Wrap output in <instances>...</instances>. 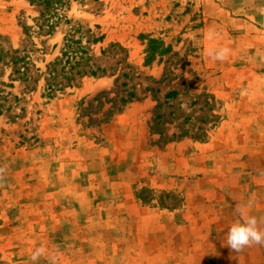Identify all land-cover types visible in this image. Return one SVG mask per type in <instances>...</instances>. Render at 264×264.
<instances>
[{
	"label": "rangeland",
	"instance_id": "374dc122",
	"mask_svg": "<svg viewBox=\"0 0 264 264\" xmlns=\"http://www.w3.org/2000/svg\"><path fill=\"white\" fill-rule=\"evenodd\" d=\"M74 1L91 21L0 0V264H264L226 246L238 206L264 221V3ZM52 32L65 82L36 94Z\"/></svg>",
	"mask_w": 264,
	"mask_h": 264
},
{
	"label": "crops",
	"instance_id": "0c3cea01",
	"mask_svg": "<svg viewBox=\"0 0 264 264\" xmlns=\"http://www.w3.org/2000/svg\"><path fill=\"white\" fill-rule=\"evenodd\" d=\"M259 3L260 4L264 3V0H259ZM66 13H67L66 15L67 19H71L73 22H84V19L91 21L89 18L93 16L90 9H86L82 3H80L79 1H74V0H70V2L68 3V8L66 9ZM100 22L101 23L105 22V19H103V16L100 17ZM58 35H59L58 33L52 32V35H46L45 37H43L49 40L48 43L46 42L44 43V50L41 49L40 55H39V57H41L42 56L41 53L44 52L43 57H45V61L40 60V64H29L28 65L29 70H31L32 72H35L36 75H37V72L44 73L39 78L38 76H36L35 80H37V82H35L34 79H30V82H33V84L37 86L36 94L43 92L45 88L49 86V83L51 84L53 82H59V81L65 82L61 77L53 78L55 74L53 73L52 67L54 66L53 64H49V63H54L55 61H57L59 57L63 58V51H64L63 38L64 37L62 38V40H59V38H57ZM61 35L64 36L63 34ZM63 64L65 63L63 62ZM61 67L62 66H60V68ZM21 69L23 71L25 70L23 68ZM39 69L40 71H38ZM76 78L78 79V76H76ZM80 80L82 81V79ZM87 80H88L87 83H84L83 81L82 83H79V84L72 83L73 84L72 91H74V94L72 96H69V94L59 95L61 98L59 102L66 103L67 101L77 100L85 93L101 91L103 89L109 88L110 86V80L107 78H101L98 80L96 79H87ZM147 102H148L147 99L144 100L143 105L149 106ZM53 103L54 102H51L48 109L46 108L47 113L49 112L48 110L52 108ZM52 113L54 112H50V114Z\"/></svg>",
	"mask_w": 264,
	"mask_h": 264
},
{
	"label": "clouds",
	"instance_id": "9594fccd",
	"mask_svg": "<svg viewBox=\"0 0 264 264\" xmlns=\"http://www.w3.org/2000/svg\"><path fill=\"white\" fill-rule=\"evenodd\" d=\"M213 35L214 33L209 30L207 37L212 38ZM229 51L227 47H223L218 50L210 51L209 55H214L215 59L223 60L228 55ZM4 172L5 169L0 168V186H3ZM248 207H250V205L238 206L237 212L239 218L227 229L226 246L235 252L241 251L243 248L252 244H264V228L260 226L264 221L246 211ZM45 255L46 249L44 247H39L31 253L30 259L36 262ZM49 261L50 264H55L54 257H49Z\"/></svg>",
	"mask_w": 264,
	"mask_h": 264
}]
</instances>
